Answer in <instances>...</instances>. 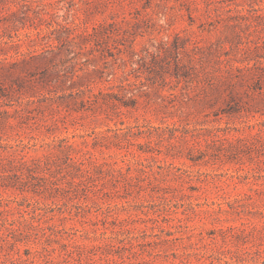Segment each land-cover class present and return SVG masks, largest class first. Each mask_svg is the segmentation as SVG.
<instances>
[{"label":"rangeland","instance_id":"rangeland-1","mask_svg":"<svg viewBox=\"0 0 264 264\" xmlns=\"http://www.w3.org/2000/svg\"><path fill=\"white\" fill-rule=\"evenodd\" d=\"M263 13L264 0H0V38L18 31L36 54L0 69V150L67 137L88 158V172L61 153L0 177V264H264Z\"/></svg>","mask_w":264,"mask_h":264},{"label":"trees","instance_id":"trees-1","mask_svg":"<svg viewBox=\"0 0 264 264\" xmlns=\"http://www.w3.org/2000/svg\"><path fill=\"white\" fill-rule=\"evenodd\" d=\"M260 18L264 19V13L259 15ZM13 27H15L13 25ZM99 27H101L100 24L95 25L92 27L91 31H88L86 33L87 37H92L95 36ZM24 37L28 41H32V35L30 33H24ZM22 37L16 31L15 37H9L8 39H4V37L0 38V50H4L7 47H13L14 49V55L13 60L8 61L6 60L7 57H0V69H7L9 71V74H14L15 68H17L19 65L24 66L27 63H29V60H31L36 54H32L30 50L23 51L21 50V42H22ZM156 52H159L157 50ZM176 70L179 69V65L176 64L175 66ZM176 77H183L185 78L186 75L175 72L174 73ZM22 77L16 76L15 77V84L17 85V88L15 85L10 84L9 88L14 92V93H19V89L23 86L22 82ZM6 93H4V90L2 87H0V97L5 96ZM98 94L104 95L102 91H99ZM90 100V99H89ZM88 100V101H89ZM29 102H34L33 99H28L27 103ZM125 104V103H124ZM17 112L18 110L15 109ZM59 117H52L50 120L43 119L45 122L44 126L49 127L52 125H56L57 122L59 121ZM264 132V129L259 128L258 131H255L254 133L251 134V138L255 141H258L261 138V133ZM236 141H241L243 139L241 138H236L233 139ZM232 140V141H233ZM214 141V139H213ZM215 142V141H214ZM42 147H44V152L41 153V155H31V156H25L24 154L20 155H15L13 153H5L6 151L0 150V177L1 179V185L6 186L7 184L4 183L5 177L8 175V171H20L23 170L24 168L26 169L27 172L30 173H35L39 169L43 168H49L53 163L56 164L57 160L60 158L59 155L61 153L63 154V162L67 165L70 166L71 169L76 168L77 170L81 169L82 171L88 172L87 168H82L81 166L84 165L85 160L88 161V158L84 155L83 153L81 156H75V154L69 152L70 149H74V142L70 141L67 137L65 138H52L49 141H44L41 144ZM12 148V146H9ZM4 150V149H3ZM94 167H98L97 163H94ZM21 172V171H20ZM14 174L17 175V172ZM1 212V210H0ZM13 231H18V236L24 235L23 234V229H13ZM28 234V233H26ZM0 233V237H1ZM20 239L19 237H13V241H17Z\"/></svg>","mask_w":264,"mask_h":264}]
</instances>
